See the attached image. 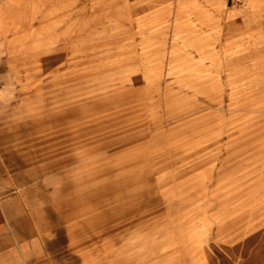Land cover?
<instances>
[{
  "label": "rangeland",
  "instance_id": "rangeland-1",
  "mask_svg": "<svg viewBox=\"0 0 264 264\" xmlns=\"http://www.w3.org/2000/svg\"><path fill=\"white\" fill-rule=\"evenodd\" d=\"M0 264H264V0H0Z\"/></svg>",
  "mask_w": 264,
  "mask_h": 264
}]
</instances>
